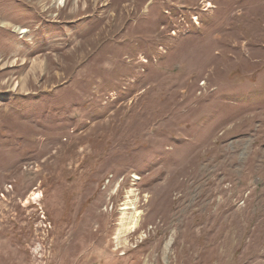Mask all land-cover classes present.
Segmentation results:
<instances>
[{"label": "rangeland", "instance_id": "rangeland-1", "mask_svg": "<svg viewBox=\"0 0 264 264\" xmlns=\"http://www.w3.org/2000/svg\"><path fill=\"white\" fill-rule=\"evenodd\" d=\"M0 264H264V0H0Z\"/></svg>", "mask_w": 264, "mask_h": 264}, {"label": "bare ground", "instance_id": "bare-ground-1", "mask_svg": "<svg viewBox=\"0 0 264 264\" xmlns=\"http://www.w3.org/2000/svg\"><path fill=\"white\" fill-rule=\"evenodd\" d=\"M63 1H64V0H59V4L62 5ZM123 209H126V208L124 207ZM133 224H135V221H134Z\"/></svg>", "mask_w": 264, "mask_h": 264}]
</instances>
